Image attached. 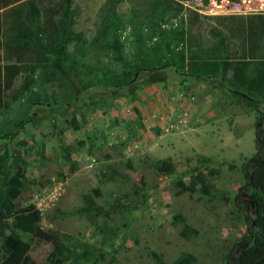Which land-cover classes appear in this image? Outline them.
Segmentation results:
<instances>
[{"label": "rangeland", "instance_id": "374dc122", "mask_svg": "<svg viewBox=\"0 0 264 264\" xmlns=\"http://www.w3.org/2000/svg\"><path fill=\"white\" fill-rule=\"evenodd\" d=\"M106 1L73 0L75 30L88 41ZM150 1L123 0L117 9L124 17L133 10L140 15ZM175 1L183 8L173 13L169 26L194 21L190 11L195 12L199 17L192 38L205 41L210 30H219L227 36L231 53L239 52L236 31L253 20L249 17L264 16V0ZM132 27L124 24L119 33L128 54L137 51ZM106 52L96 49L95 69L113 67ZM6 63L0 48V68ZM20 83L22 78L13 89ZM32 97L42 102L30 104L27 99ZM10 100L0 110V155L7 150L13 159L20 155L25 161V188L16 206L34 205L42 231L55 234L70 250L101 247L99 227L117 233L113 247H103L104 264H157L150 252L163 264L183 254L194 256L196 264H237L251 244L256 230L249 176L264 157L261 100L248 104L232 98L227 86L216 87L208 78H181L174 69L142 72L122 89L102 84L83 90L73 80L38 79L29 92ZM135 109L143 128L136 126V139L127 140L126 125L137 119ZM65 149L75 161L74 171ZM165 160L174 166L171 175L158 171ZM210 169L219 170L209 179L212 195L178 193L176 180L187 184L196 173ZM95 189L100 193L95 203L109 217L76 214L83 195ZM183 225L197 235L186 231L184 237ZM16 234L29 244L31 260L51 264L50 244ZM1 247L0 238V255Z\"/></svg>", "mask_w": 264, "mask_h": 264}, {"label": "trees", "instance_id": "16d2710c", "mask_svg": "<svg viewBox=\"0 0 264 264\" xmlns=\"http://www.w3.org/2000/svg\"><path fill=\"white\" fill-rule=\"evenodd\" d=\"M209 1L203 0L205 3ZM122 2H105L95 35L88 41L82 32L75 30L77 7H73V0H0V48L7 62L0 68V110L8 108V98L15 101L29 92L38 79L46 83L73 80L79 82L83 90L102 84L122 89L131 86L142 72L168 69H174L181 78L197 81L208 78L216 87L227 86L232 98H244L248 104L258 100L264 103V16L249 17L253 20L241 31H236L239 52L231 53L227 36L219 30H210L205 41L201 36L192 38L199 17L195 12L190 11L194 21L189 19L186 25L169 26L173 13L183 8L178 1L151 0L143 13L137 15L133 10L126 17L117 9ZM124 24L133 26L137 51L131 54L120 41L119 33ZM70 46L74 47L73 52ZM99 47L107 51L112 68L99 71L93 67L92 58ZM19 78L22 83L18 90H14L12 86ZM27 101L30 104L42 102L38 97ZM135 114L137 119L126 125L127 140L136 139V126L143 128L137 109ZM76 128L77 125L73 124V129ZM262 146L264 150V134ZM65 151V160L71 165L70 171H74L75 161L71 160L70 152ZM158 171L171 175L174 166L165 160L160 163ZM25 173V161L20 155L13 159L7 150L0 155V264H36L28 256L29 244L22 241L16 231L39 243L50 244L52 251L48 258L51 264H104L103 247H113L116 231L99 227L101 247L89 245L80 251L70 250L55 234L42 231L40 211L34 205L17 208L15 201L24 191ZM218 174V169H210L207 174L196 173L187 184L181 179L176 180L175 187L180 194L200 192L210 196L215 188L209 179ZM107 178L114 177L109 175ZM249 185V199L254 207L252 224L256 231L237 264H264V157L251 171ZM99 196L97 189L84 194L83 204L76 214L92 219L109 217V211L95 203ZM186 231L197 235L195 229L183 225L182 235L187 238ZM150 255L157 264H163L155 252ZM172 264H196V259L183 254Z\"/></svg>", "mask_w": 264, "mask_h": 264}]
</instances>
